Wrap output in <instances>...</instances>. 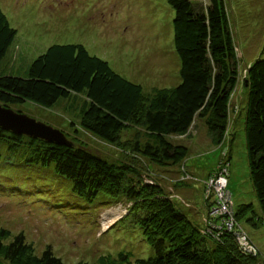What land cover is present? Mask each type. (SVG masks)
Returning <instances> with one entry per match:
<instances>
[{
  "label": "rangeland",
  "instance_id": "obj_1",
  "mask_svg": "<svg viewBox=\"0 0 264 264\" xmlns=\"http://www.w3.org/2000/svg\"><path fill=\"white\" fill-rule=\"evenodd\" d=\"M224 1L239 76L231 98L230 132L220 144L210 140L205 120L197 119L187 133L173 136L188 145L186 157L159 164L134 147L137 140L144 143L147 139L141 124L123 130L115 142L82 127L83 94L61 97L52 106L30 100L10 106L64 130L71 141L109 161L137 167L143 179L160 185L201 232L209 233V245L223 240L224 234L207 229L212 206L207 193L210 187L223 189L229 196L228 207L230 200L234 205L240 235L250 240L253 250L242 249L233 226L225 230L233 233L241 251L255 255L256 264H264V217L251 178L245 133L249 92L245 79L251 63L264 57V0ZM0 5L17 28L0 64L4 73L26 75L33 60L51 44L80 42L123 76L142 84L147 94L182 80L181 58L174 43L175 11L168 0H0ZM25 135L23 142L13 146L0 141L1 225L13 234L24 232L37 254L50 245L65 264L95 263L101 254L120 251L131 252L134 258L155 254L144 230L134 224L132 199L105 191L92 200L78 195L73 181L60 174L55 163L38 160L32 135ZM225 167L228 176H221L227 172ZM242 203H253L257 223L247 218L251 212L237 216Z\"/></svg>",
  "mask_w": 264,
  "mask_h": 264
},
{
  "label": "trees",
  "instance_id": "obj_2",
  "mask_svg": "<svg viewBox=\"0 0 264 264\" xmlns=\"http://www.w3.org/2000/svg\"><path fill=\"white\" fill-rule=\"evenodd\" d=\"M168 2L175 11L174 43L181 58L182 76L179 84L147 94L142 84L123 76L108 60L90 53L83 43H53L33 60L26 75L0 70V102L11 105L30 100L52 106L61 97L83 94L82 127L115 142L123 130L141 124L147 139L144 143L137 140L134 147L159 164L176 163L186 157L188 145L173 136L187 133L197 119L205 120L214 144L222 143L230 132L231 98L239 76L225 1ZM16 34L17 28L10 24L0 5V64ZM245 80L249 91L245 115L247 156L264 217L263 56L251 63ZM25 136L0 126V141H9L10 146L23 142ZM30 140L37 146L38 160L55 163L57 171L73 181L78 195L92 200L99 191H105L132 199L134 224L144 230L155 248V254L148 257L134 258L131 252L120 251L117 255L101 254L95 263L79 260L75 264H256L255 255L241 251L233 233L225 229L224 239L209 245V233L201 232L164 189L143 179L134 165L109 161L74 140L72 144L35 136ZM247 211L251 212L247 218L257 223L253 203H242L237 216ZM214 223L221 224L219 220ZM211 231L214 234L216 229ZM0 264L65 263L50 245L37 254L24 232L13 234L0 223Z\"/></svg>",
  "mask_w": 264,
  "mask_h": 264
},
{
  "label": "water",
  "instance_id": "obj_3",
  "mask_svg": "<svg viewBox=\"0 0 264 264\" xmlns=\"http://www.w3.org/2000/svg\"><path fill=\"white\" fill-rule=\"evenodd\" d=\"M0 126L18 133L44 138L49 141L72 144L66 132L50 123L38 120L23 111L0 102Z\"/></svg>",
  "mask_w": 264,
  "mask_h": 264
},
{
  "label": "built area",
  "instance_id": "obj_4",
  "mask_svg": "<svg viewBox=\"0 0 264 264\" xmlns=\"http://www.w3.org/2000/svg\"><path fill=\"white\" fill-rule=\"evenodd\" d=\"M226 171H227L226 174L225 175L221 174V176H228L227 168H226ZM207 183L210 186L211 181ZM207 194H209V197H212L211 198L212 206L210 207L208 211V216L206 218L210 226L208 230L211 231V229L214 228L216 229V232L223 231V229H229V226L231 225L234 227V231H236L237 233L236 238H238L237 240L240 242L242 249H252L253 250V246L250 243V240L248 241L247 238H245L246 237L245 235H240L241 232L238 230L239 227L235 223V213L236 212L234 209V205L231 200L229 201L231 202V208H229L227 204V201L229 200L228 194L225 193L223 189L221 191H215L214 188L212 187L208 189ZM218 220L221 222L220 225L214 223V221H218Z\"/></svg>",
  "mask_w": 264,
  "mask_h": 264
}]
</instances>
